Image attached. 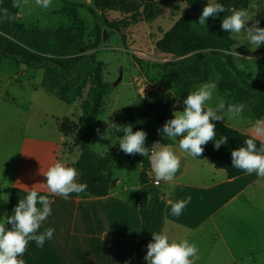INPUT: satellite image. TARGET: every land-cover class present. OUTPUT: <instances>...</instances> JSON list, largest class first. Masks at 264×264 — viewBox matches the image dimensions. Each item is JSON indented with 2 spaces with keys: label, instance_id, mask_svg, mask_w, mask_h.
Returning a JSON list of instances; mask_svg holds the SVG:
<instances>
[{
  "label": "trees",
  "instance_id": "trees-1",
  "mask_svg": "<svg viewBox=\"0 0 264 264\" xmlns=\"http://www.w3.org/2000/svg\"><path fill=\"white\" fill-rule=\"evenodd\" d=\"M94 9L84 4H66L59 10V14L69 15L76 8L90 12L95 19L103 18L107 27L119 31L127 30L141 23H151L160 15L159 4L169 2L173 9L180 3H186L193 12L202 13L206 5L205 0H92ZM225 6L226 11L212 18L203 34L192 27V16L182 17L163 38L156 43V51L160 55L170 58L161 66L162 76L168 79L175 88V92H163L159 100L140 106L129 107L114 116L112 122L119 125H131L133 131L143 130L147 133L146 147L155 142L170 144V140L158 133L163 124L173 118V112L183 108L182 101L193 87L210 81L214 70L220 73L218 92L224 96L225 104L243 103L244 117L264 118V45L257 49L260 57L256 60L257 75L253 82H249L247 75L234 62L231 54L234 42L231 33L221 28L223 18L231 10L247 8L250 0H217ZM14 0H0V57L9 58L17 63L46 69V85L52 88L62 83H74L81 79L84 70L86 78L76 97L82 100V118L78 123L64 118L59 132L65 137H73V146L79 151L76 162L78 182L87 184L85 193L104 198L116 187V179H112V163L116 154L125 156L131 165L139 164L141 171L140 193L137 197L141 231L135 248V264H146L144 257L147 244L152 241V232H162L166 198L159 186H155L150 178L151 168L148 157L140 154L126 155L119 147L111 149L105 155H100L90 149V140L100 124V115L105 106L108 87L103 81L104 63L98 61L95 53H89L96 48L84 44L83 30L70 31L59 28L53 31L27 30L16 22L18 8L14 7ZM255 18L264 27V0H256ZM7 9L11 19H4ZM117 13L119 20L108 21L107 14ZM88 86L86 95L83 89ZM60 90L57 97L67 104L72 100L67 93ZM110 123V124H111ZM216 124V137H227V143L217 150L214 141L204 146L202 156L208 157L215 168L224 171L228 179H236L247 175L235 169L231 162V152L243 145L249 138L223 122ZM110 133L119 138L123 133H117L110 127ZM259 147V141L257 142ZM40 195H48L38 192ZM27 192L13 189L8 215H11L20 198ZM52 199V196L49 197ZM7 215V216H8ZM10 227V226H9Z\"/></svg>",
  "mask_w": 264,
  "mask_h": 264
},
{
  "label": "crops",
  "instance_id": "crops-1",
  "mask_svg": "<svg viewBox=\"0 0 264 264\" xmlns=\"http://www.w3.org/2000/svg\"><path fill=\"white\" fill-rule=\"evenodd\" d=\"M138 78L141 86L137 89L138 106L159 100L163 92H171L161 79L148 82L144 76ZM231 122L228 117L223 121L229 127L233 126ZM236 130L250 134V129ZM60 135L57 142H42L44 146L40 152L25 153L26 143L30 146L36 142L28 141L26 137L10 138L11 142L18 139L15 143L20 146L18 150L14 147L15 151H10L9 145L8 157L5 150L0 151V218L8 215L13 189L27 192L35 188L48 194L43 185L46 178L41 173L62 160L58 146L66 139ZM170 144L181 157V167L176 173L174 188L163 181L159 185L166 198L162 232L170 240L187 239L195 244L198 239L204 240L205 246L200 251L204 255V264L211 261L214 253L226 258L227 264L254 261L250 244L259 239L264 223V207L259 204L261 195L264 196V178L253 173L230 180L208 157L192 158L180 152L176 140H170ZM26 155L32 156L36 165L25 167L24 162L31 158H25ZM77 155L67 154L71 161L65 157L64 161L72 166L79 159ZM123 159L119 155L114 158L111 178L117 183L107 197L95 198L85 192L72 193L67 200L52 196V213L42 223L40 231L55 229L53 238L46 240L42 247L30 241L21 257L25 264H133V251L141 231L137 203L141 166L131 165ZM116 161L123 171L115 169ZM149 178L155 185L151 168ZM187 197H191V201L182 214L173 216L171 203Z\"/></svg>",
  "mask_w": 264,
  "mask_h": 264
},
{
  "label": "rangeland",
  "instance_id": "rangeland-1",
  "mask_svg": "<svg viewBox=\"0 0 264 264\" xmlns=\"http://www.w3.org/2000/svg\"><path fill=\"white\" fill-rule=\"evenodd\" d=\"M216 1L210 0L214 3ZM205 2L207 4L208 0ZM68 3L70 8L74 4H84L94 9L92 0H53L52 7L47 10L36 6L34 0H29L27 6L18 8L16 22L27 30L53 31L63 28L74 32L81 28L84 44L96 43V48L90 50L89 53H95L97 60L104 63L103 81L108 87L105 106L100 115V124L97 129L101 133L108 132L111 140L100 139L96 131L90 140V149L103 156L111 149L116 148L118 143V138L111 135L110 127L108 128L105 121L110 124L115 115L129 107L140 104L137 96L139 94L137 89L141 88L138 85L140 83L139 76L146 77L148 82L161 79L167 89L175 92L174 86L162 76L161 71V66L171 59L157 53L156 43L186 15L192 16V27L200 34L206 31L212 17L206 21V26H200L198 21L201 13L193 12L186 3H180L177 9H173L169 2H163L159 4L160 15L154 22L141 23L127 30L116 31L108 28L103 18L95 19L89 11L82 8L74 9L69 15L59 14V10ZM255 3L256 0H250L249 10L254 13L256 12V7H253ZM107 19L114 21L121 19V17L117 13H109ZM231 39L234 42L231 54L235 65L237 67L243 65L242 69L238 68L247 75L249 82H253L257 75L256 60L260 57L257 49L255 51L250 50L251 46L248 45L244 33L239 36L231 33ZM219 74L218 70H214L211 81H215L217 84ZM85 78L84 70L79 81L68 84L62 83L59 87L52 88L46 85L45 68L33 67L0 57V151L5 150V156L8 157L9 145L10 151H13L14 147L15 150H18L20 145L15 143L18 139L11 142L10 138L12 137H26L28 141H36L30 146H27L28 143H26L25 153L27 151L30 153L40 152L41 147L44 146L42 142H57L61 137L59 126L64 118H68L74 123H78L82 118V100L75 95ZM136 82L138 83L136 84ZM199 85L194 86L192 91ZM60 90L64 92L63 94L67 93V98L72 100L70 105L57 97ZM87 91L88 86L83 89L84 95ZM220 102H224V98L217 89L209 103L214 107ZM230 120L233 123L231 127L240 130L244 128L243 131L250 129L251 122L248 121H255V119L244 116L239 121ZM65 139V142L59 144L58 147L61 148H59L61 159L64 161L66 158L69 162L71 158L68 160L67 154L72 157V155L79 154V151L73 146V137ZM11 153L13 156V152ZM116 155L125 159L123 154L118 153ZM28 157L31 158L24 164L25 167L31 168L36 163L32 160V156H25V158ZM72 166L76 167L73 163ZM115 169L123 171L117 161ZM259 204L264 207L263 194ZM196 245L199 249V259L196 264H204V255L200 251L205 246V242L198 239ZM250 245L254 250V261H244V264H264V223L260 227L259 239L252 240ZM225 260L226 258L224 259L220 254L214 253L208 264H227ZM133 264H135V248Z\"/></svg>",
  "mask_w": 264,
  "mask_h": 264
},
{
  "label": "clouds",
  "instance_id": "clouds-1",
  "mask_svg": "<svg viewBox=\"0 0 264 264\" xmlns=\"http://www.w3.org/2000/svg\"><path fill=\"white\" fill-rule=\"evenodd\" d=\"M36 6L42 9L52 7L53 0H34ZM29 4V0H14V7L22 8ZM255 7V6H253ZM226 11L221 3L208 0L203 7L198 24L206 26V21L217 17ZM4 19H11L8 10H4ZM255 13L247 8L231 10L221 22V28L239 36L244 33L255 51L264 45V27ZM237 55H239L236 52ZM240 56V55H239ZM243 68V65H239ZM217 90L215 81L201 83L183 99V110L174 111L173 118L168 119L158 129V133L169 140H176L181 153L192 158L201 156L204 146L214 141L215 149L227 143L226 136L216 137V124L223 122L227 116L233 120H242L245 105L243 103L220 102L214 107L210 105ZM105 121V120H102ZM108 124L119 136V148L126 155L140 154L148 157L155 184L158 187L163 181L175 187L176 173L181 167V157L171 144L155 142L150 148L145 146L147 133L143 130L133 131L131 125H119L115 122ZM100 139H110L108 132L96 130ZM179 138V139H178ZM259 141V147L257 142ZM244 146L232 150L231 162L235 169L248 175L253 173L264 178V118L251 122L249 138L243 142ZM46 181L43 183L48 195H40L35 188H30L26 196L20 198L11 215L0 218V264H25L21 258L27 251L30 241H35L37 247H42L46 240L53 238L55 229L46 228L40 231L41 225L51 215L53 200L50 196H58L67 200L72 193L85 192L87 184L78 182V171L67 161L57 160L41 173ZM135 191V190H133ZM191 197L171 203V214L180 216L183 209L190 203ZM7 202V200H5ZM10 226V227H9ZM199 249L195 243L187 239L170 240L165 232H152V241L147 244L144 257L146 264H196L199 259Z\"/></svg>",
  "mask_w": 264,
  "mask_h": 264
},
{
  "label": "built area",
  "instance_id": "built-area-1",
  "mask_svg": "<svg viewBox=\"0 0 264 264\" xmlns=\"http://www.w3.org/2000/svg\"><path fill=\"white\" fill-rule=\"evenodd\" d=\"M156 185V184H155Z\"/></svg>",
  "mask_w": 264,
  "mask_h": 264
}]
</instances>
